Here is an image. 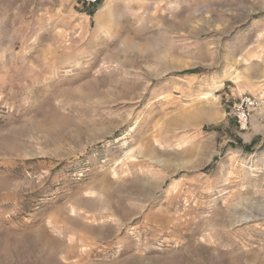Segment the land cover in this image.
I'll use <instances>...</instances> for the list:
<instances>
[{
  "label": "rangeland",
  "instance_id": "1",
  "mask_svg": "<svg viewBox=\"0 0 264 264\" xmlns=\"http://www.w3.org/2000/svg\"><path fill=\"white\" fill-rule=\"evenodd\" d=\"M262 90L264 0H0V264H264Z\"/></svg>",
  "mask_w": 264,
  "mask_h": 264
},
{
  "label": "built area",
  "instance_id": "2",
  "mask_svg": "<svg viewBox=\"0 0 264 264\" xmlns=\"http://www.w3.org/2000/svg\"><path fill=\"white\" fill-rule=\"evenodd\" d=\"M89 6H98L101 0H83ZM264 110V90L258 94L244 95L236 104V117L242 127L247 126L257 112Z\"/></svg>",
  "mask_w": 264,
  "mask_h": 264
},
{
  "label": "bare ground",
  "instance_id": "3",
  "mask_svg": "<svg viewBox=\"0 0 264 264\" xmlns=\"http://www.w3.org/2000/svg\"><path fill=\"white\" fill-rule=\"evenodd\" d=\"M107 4H108V3H107ZM203 99H206V97H201V98H199L200 101L203 100Z\"/></svg>",
  "mask_w": 264,
  "mask_h": 264
}]
</instances>
